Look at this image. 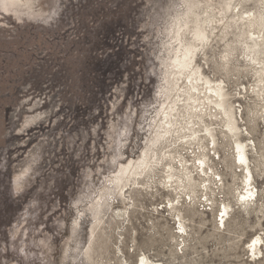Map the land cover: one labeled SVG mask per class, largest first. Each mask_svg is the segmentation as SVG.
I'll return each instance as SVG.
<instances>
[{"label":"rangeland","instance_id":"374dc122","mask_svg":"<svg viewBox=\"0 0 264 264\" xmlns=\"http://www.w3.org/2000/svg\"><path fill=\"white\" fill-rule=\"evenodd\" d=\"M25 7H0V264H136L141 255L162 264H264L247 251L264 236V0ZM252 14V26L242 23ZM179 27L185 45L195 31L208 36L192 62L221 90L224 110L201 98L204 123L195 128L208 126L213 139L200 132L197 142L182 129L183 143L158 174L127 187L122 205L109 180L151 145ZM236 142L246 146L256 200L246 211L237 202L246 171ZM160 148L150 150L167 151ZM119 209L129 220L115 219Z\"/></svg>","mask_w":264,"mask_h":264},{"label":"bare ground","instance_id":"6f19581e","mask_svg":"<svg viewBox=\"0 0 264 264\" xmlns=\"http://www.w3.org/2000/svg\"><path fill=\"white\" fill-rule=\"evenodd\" d=\"M25 6H26V0H0V7L2 9H5L6 11L8 9L17 11L21 8H24ZM257 18L258 16L252 14V15H247L244 18H241V20L242 23H248L249 26H252L253 21H255ZM180 30L181 27H179L177 31L176 42H178V45L175 49H173L174 55H173L172 63L170 65L168 64L170 66L169 69L170 71L168 70L167 72L168 75L166 77L164 76L165 78H167L168 76L169 77L173 76V77L172 80H168L169 77L168 79H166L167 81L165 80L166 85L164 84L165 85L164 86L165 88L163 87L164 91L162 90V93L165 96V102L161 105L160 109L156 112L154 119L152 120L153 127L152 130L150 131H152L153 137L150 136L152 137L150 139L151 145L150 146L147 145L148 147L143 153L142 157L138 158V160H136L133 163L131 162L129 166L122 167L117 172V174H115L109 180V185L111 186L110 188L111 193L109 194V196L111 195L115 199H118V201L120 200V204L122 205L125 204V202L127 201L126 194L128 192L127 189L128 186L130 187L129 189H131L132 187L134 189L136 188V186L141 184L140 180L142 177H144V175L148 176L150 175V173L151 175H155L159 173V170H161V168L158 166L159 164H162L160 162H162V160L165 159L166 156L171 157L170 154H167L172 152L170 148L173 149L176 146V144L179 142V140L185 138L180 136L182 129L183 130L188 129L191 132L189 137H193L191 139L194 140L197 138L195 140L197 142H200L201 137L205 136L206 134L211 137V140L213 139L208 126L204 125L202 130H198V128H195V126H197L200 121L201 123H204L203 119L201 118L200 111L198 114V107L201 104L200 102L201 98H205L206 101L215 98L214 101H211L214 103L213 105L219 109L222 108V110H224L223 104H221L224 100L221 90L218 87H215L213 85L211 86V82L202 78L201 74H199V68L192 62L194 53L198 51V47L200 45H203L202 39L206 38L207 40L208 36L203 31L200 30L195 31L191 37L193 42L185 45L183 44L181 39L179 40L178 34ZM258 39H259L258 37L257 38L255 37V40L253 42L254 47H258L260 45L259 41L261 40L258 41ZM206 85H208V87H204ZM204 89L205 91L203 92ZM201 94H203L202 97ZM184 117H189V119H193L192 126L185 127L181 125L182 121L184 120ZM196 119L199 120L196 121ZM233 130L235 131L236 134L238 133L237 128H233ZM200 132H205L206 134L205 133L202 134ZM230 133L233 135L231 131ZM181 143L183 142H180V144ZM184 143H187V141H185ZM157 145L163 146L162 149L160 148L161 151L163 152L164 150L167 151L164 154L163 153L159 154L155 149H153V151L151 152L152 148ZM236 149L238 151L237 154L240 157L239 159L241 161V166L243 168V171H246V176L244 181L245 185L243 187V189H246V192L241 193L238 196L237 202H239V204L246 211L247 209L252 207L253 203L256 201L254 199L253 188H251L252 184H250L252 173L251 170L249 169V166H245L246 146L243 143L236 142ZM149 152H151L150 155ZM167 164L170 165V163ZM199 165L200 166H198V169L203 167V169L200 171L204 177H207L208 175L207 172L204 170L203 160H200ZM168 169L170 172L168 177L172 178L171 175L174 172V170L172 166H169ZM188 174L190 175V180L196 175L192 171H190ZM202 175L198 174V176H202ZM101 200L102 198H100L99 201ZM118 201H116V203ZM103 204H107L108 207H112L114 205V201H112L111 203L109 200L108 201L106 200V203L103 202ZM228 208H229L228 206L223 205L222 208L223 210H221L223 212V216L220 219V222H222L223 227L225 223V219L223 220V218L224 216H227L226 210H228ZM114 217L119 221L121 220L123 221L129 218V213L126 209L115 210ZM179 226L181 230L184 229L181 223H179ZM250 242H252V244L247 246L248 247L247 251L251 253L253 257L257 258L262 256L263 258L264 236L256 235L254 238L250 240ZM136 264H162V263L156 261H150L145 255H141L136 259Z\"/></svg>","mask_w":264,"mask_h":264}]
</instances>
